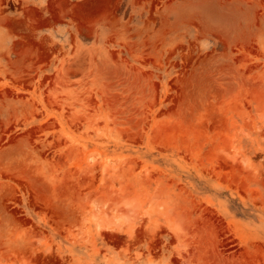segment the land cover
I'll return each mask as SVG.
<instances>
[{
	"label": "rangeland",
	"instance_id": "rangeland-1",
	"mask_svg": "<svg viewBox=\"0 0 264 264\" xmlns=\"http://www.w3.org/2000/svg\"><path fill=\"white\" fill-rule=\"evenodd\" d=\"M0 194V264H264V0H0Z\"/></svg>",
	"mask_w": 264,
	"mask_h": 264
},
{
	"label": "bare ground",
	"instance_id": "bare-ground-1",
	"mask_svg": "<svg viewBox=\"0 0 264 264\" xmlns=\"http://www.w3.org/2000/svg\"><path fill=\"white\" fill-rule=\"evenodd\" d=\"M3 154V153H2ZM24 172H25V170H24ZM14 174H16V173H14ZM17 175V174H16ZM3 186V185H2ZM2 188V187H1ZM2 192V191H1ZM1 195V194H0ZM5 196V195H4ZM6 199H8V198H6ZM4 204V203H3ZM4 206V205H3ZM54 212V211H53ZM107 229V228H106ZM100 231H101V229H99Z\"/></svg>",
	"mask_w": 264,
	"mask_h": 264
}]
</instances>
